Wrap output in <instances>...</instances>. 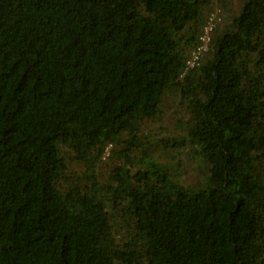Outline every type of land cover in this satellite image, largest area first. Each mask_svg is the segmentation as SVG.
I'll return each instance as SVG.
<instances>
[{"label": "trees", "instance_id": "1", "mask_svg": "<svg viewBox=\"0 0 264 264\" xmlns=\"http://www.w3.org/2000/svg\"><path fill=\"white\" fill-rule=\"evenodd\" d=\"M0 264H264V0H0Z\"/></svg>", "mask_w": 264, "mask_h": 264}, {"label": "built area", "instance_id": "2", "mask_svg": "<svg viewBox=\"0 0 264 264\" xmlns=\"http://www.w3.org/2000/svg\"><path fill=\"white\" fill-rule=\"evenodd\" d=\"M220 22H222V12L220 10L214 11L209 15L199 36L198 46L192 51L186 62L185 71L182 74V77H184L189 71L198 69L202 65L211 50L213 35ZM111 149L112 145H109L105 149L103 155L105 160L110 158Z\"/></svg>", "mask_w": 264, "mask_h": 264}, {"label": "rangeland", "instance_id": "3", "mask_svg": "<svg viewBox=\"0 0 264 264\" xmlns=\"http://www.w3.org/2000/svg\"><path fill=\"white\" fill-rule=\"evenodd\" d=\"M221 9H222L221 7H217V8L214 9V11H217V10L223 11L222 12L223 13L222 14V21H224L228 17L229 14H227L223 9L222 10ZM238 9H239V5L238 4H233L231 12L236 14ZM172 123H174V122H172V120H170L167 124H169V126H170V125H172ZM173 155L176 158L173 159L172 162L176 161V162L180 163V165H178V168H177L178 171L180 172L179 174H181L183 176V178L185 180H187V182L192 181V183H194V181L196 179V176L198 175V173H200V167H198L199 165L197 166L196 163L194 164L193 162H191L192 163L191 165L187 164V162L189 160L187 159V156L185 154H177V153H175ZM166 156H167V154H162L161 159L164 162H168L169 159H170V158L168 159ZM170 164H173V163H170Z\"/></svg>", "mask_w": 264, "mask_h": 264}]
</instances>
